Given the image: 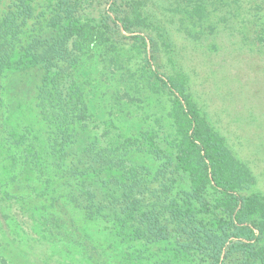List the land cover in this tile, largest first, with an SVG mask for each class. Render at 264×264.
Returning a JSON list of instances; mask_svg holds the SVG:
<instances>
[{"label": "trees", "instance_id": "1", "mask_svg": "<svg viewBox=\"0 0 264 264\" xmlns=\"http://www.w3.org/2000/svg\"><path fill=\"white\" fill-rule=\"evenodd\" d=\"M249 2L264 45V0ZM172 25L142 0H0V224L46 264H264V196L192 100ZM124 76L167 96L169 140L111 118L100 87Z\"/></svg>", "mask_w": 264, "mask_h": 264}, {"label": "rangeland", "instance_id": "2", "mask_svg": "<svg viewBox=\"0 0 264 264\" xmlns=\"http://www.w3.org/2000/svg\"><path fill=\"white\" fill-rule=\"evenodd\" d=\"M142 1L147 12H156L172 24H178L177 27L172 25L178 36L174 46L180 52L177 69L190 77L191 98L234 157L247 167L253 180L251 190L264 196V45L259 44L254 39L255 33L249 30L253 20L246 14L249 0H244L243 7L239 6L241 0H225L231 5L228 18L212 11L203 22L196 24L185 13L188 0ZM209 5L214 8L218 4ZM218 8L226 6L219 4ZM122 78L112 81L104 78L108 82L100 87L107 92L111 118L123 129L133 123L136 132L157 129L160 124V133L164 134L161 136L169 140L167 96L152 95L139 84H128L131 80L127 76ZM127 84L137 100H129L123 94ZM9 154L11 151L5 155ZM11 175L8 161L0 159V181L6 189ZM45 215L46 212L36 214V218ZM2 226L0 224V264H46L42 258L44 247L30 249L20 228L13 226L4 231ZM54 247L57 249H52L53 252L58 253L60 247Z\"/></svg>", "mask_w": 264, "mask_h": 264}]
</instances>
